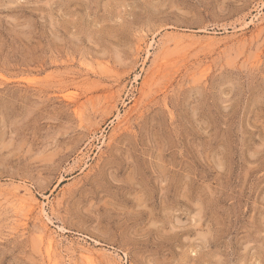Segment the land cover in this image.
<instances>
[{
  "label": "rangeland",
  "instance_id": "obj_1",
  "mask_svg": "<svg viewBox=\"0 0 264 264\" xmlns=\"http://www.w3.org/2000/svg\"><path fill=\"white\" fill-rule=\"evenodd\" d=\"M0 264H264V0H0Z\"/></svg>",
  "mask_w": 264,
  "mask_h": 264
},
{
  "label": "bare ground",
  "instance_id": "obj_2",
  "mask_svg": "<svg viewBox=\"0 0 264 264\" xmlns=\"http://www.w3.org/2000/svg\"><path fill=\"white\" fill-rule=\"evenodd\" d=\"M70 97V96H69Z\"/></svg>",
  "mask_w": 264,
  "mask_h": 264
}]
</instances>
